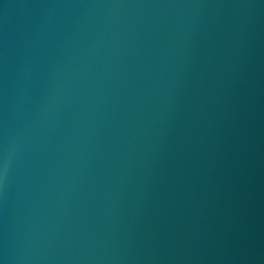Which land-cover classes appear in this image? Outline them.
Masks as SVG:
<instances>
[{"label":"water","instance_id":"obj_1","mask_svg":"<svg viewBox=\"0 0 264 264\" xmlns=\"http://www.w3.org/2000/svg\"><path fill=\"white\" fill-rule=\"evenodd\" d=\"M0 94L108 133L264 226V0H0Z\"/></svg>","mask_w":264,"mask_h":264}]
</instances>
